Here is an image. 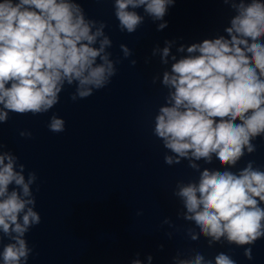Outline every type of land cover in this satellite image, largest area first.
<instances>
[{"label": "clouds", "instance_id": "obj_1", "mask_svg": "<svg viewBox=\"0 0 264 264\" xmlns=\"http://www.w3.org/2000/svg\"><path fill=\"white\" fill-rule=\"evenodd\" d=\"M112 2L118 28L132 34L145 16L164 21L176 0ZM222 2L234 12L224 29L227 36L205 38L187 46L188 55L171 57L175 62L162 76L168 92L154 117L153 135L167 150V165L186 159L189 168L200 172L198 182L177 183L175 195L186 209L183 218L209 238V247L222 238L244 247L264 238V170L252 160L238 173L227 168L256 152L253 141L264 138V0ZM107 27L104 21L89 18L78 0H0V124L9 120V113H48L60 102L66 85H75L73 102L107 87L120 62L107 51L112 47ZM166 27L164 21L157 30ZM173 43L166 41L153 55L159 52L167 64ZM120 48L127 59L130 49L124 44ZM177 51L184 52L185 46ZM130 63L135 66L136 61ZM48 128L61 133L65 121L53 114ZM20 136L31 138L32 133L21 131ZM5 147L0 142V260L27 264L33 249L26 234L41 223L32 190L38 177L33 171L26 177V166ZM213 156L227 168L200 171L194 162L211 163ZM188 233L192 240L199 238L191 229ZM243 254L253 259L251 247ZM178 264H213V260L197 252ZM214 264L237 262L220 252Z\"/></svg>", "mask_w": 264, "mask_h": 264}]
</instances>
